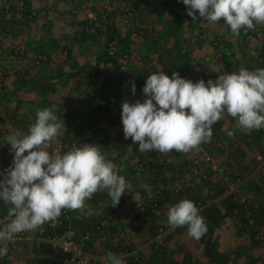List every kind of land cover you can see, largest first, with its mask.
I'll use <instances>...</instances> for the list:
<instances>
[{
	"label": "trees",
	"instance_id": "obj_1",
	"mask_svg": "<svg viewBox=\"0 0 264 264\" xmlns=\"http://www.w3.org/2000/svg\"><path fill=\"white\" fill-rule=\"evenodd\" d=\"M89 1L92 3L86 10L90 16L86 15L81 20L72 16L56 23L48 11L40 16L32 11L31 0H8L6 7H0V28L6 27L4 35H20L26 25L36 22L40 17L42 19L38 28L41 33L38 42L41 43L37 49L41 57L37 58L38 54H35L30 61L33 74L26 69L20 71L15 65L12 69L16 77H12L7 69L0 68L3 80L12 86V91L2 93L1 100L5 101L6 106L11 104V114L18 116L17 120L11 122L14 128L25 133L29 125L35 122L37 110L54 108L55 114L64 121L65 128L60 130L48 151L59 150L64 154L84 144L99 146L105 159L115 165L114 171L125 178V194L121 196L119 205L113 208L107 192H97L92 199L85 201L89 210L87 215L78 212L79 209L63 210L52 226L50 221L30 231L32 238L26 237L28 232H23L12 241L0 243V248H7V254L0 256V264H14L9 256H14L15 261L22 260L23 264H69L73 257L74 261L79 260L80 257H76L73 251H63L58 237L65 234L79 242L84 234L96 232L86 241L83 251L94 253L93 246L96 244L105 255L108 252L116 255L131 253L137 245L126 241L123 233L128 228L136 233L137 227L141 229L140 237H145V242L152 240L153 248L145 260L140 259L139 255L127 256L125 264H198L194 255L196 253L204 264H264V185L253 177L264 170V128L250 133L240 132L235 129L236 120L225 113L226 120L213 125L211 140L201 144L208 155L219 157L222 174L202 165L198 170L200 174L191 175L194 165L186 158L189 153L174 150L167 154L156 150L141 153L131 138L124 139L123 128L118 129L117 126L118 118H121V105L126 99L116 83L121 82L118 84H124L127 90L130 89V83L137 84V81H131L132 76L130 79L125 76L123 66L127 64L128 57L133 54L137 56L132 48L135 49L134 44L140 40L149 43L142 58L138 56L140 59L135 61L141 88L135 93L134 99L129 97L127 102L142 103L146 99L142 89L148 75L152 73L164 71L171 77L173 72H178L181 78L194 83L201 79L207 83V79H211L216 66H204L198 73L193 68L200 60L193 64L189 50L182 47L188 42L183 37L187 27L188 34L195 36L192 31L194 20L187 15L185 5L178 0L150 1V5L159 3L160 12L168 10L174 14L171 22L181 26L182 40L178 51L174 50L176 43L172 49L173 43L168 40L174 37V31L170 28L161 37L156 32V38L150 35V28L145 27L141 16L143 7L139 8L136 3L138 0H104L98 8L95 5L97 0ZM47 2L52 10L60 6L63 14L85 9L82 0ZM196 15V21L202 20L198 13ZM52 24L57 25L60 37L51 34ZM215 24L217 33L213 35V41L216 44L212 48L214 53L219 48L215 63L220 66L221 73L228 64H234L233 71H238L242 58L246 59L243 68L250 71L264 69V25H256L255 30L247 34L241 32L236 37L231 35L223 20ZM11 26H16V31H12ZM176 29V37H179ZM197 34V39L192 42L195 47L201 48L206 42L204 37L199 38L200 34ZM253 39H257L258 43L251 49ZM158 40H165L164 45L159 46ZM166 41L170 43L171 49L164 47ZM28 42L31 39L24 41L22 51L15 52L18 62L28 59V54H33L34 51L26 49ZM10 54H13L12 50ZM152 54L159 66L142 67V63L149 60ZM96 81L100 82L99 86ZM61 89L66 92L60 93ZM109 127L115 129L111 134L108 133ZM228 131H234V136L229 137ZM5 145L6 140L1 148H5ZM2 153H5L8 163L2 165L0 172L7 169L13 159L10 151ZM258 156L259 159L256 158ZM172 183H179L181 189L170 191L169 185ZM230 185L232 190H229ZM147 191L152 193L148 199ZM132 197L139 200L135 208L128 201ZM184 199L194 202L198 207L207 225V232L197 240L188 234L186 226L177 228L175 231L178 233L186 231L191 249L188 252L182 251L183 248L169 251L165 240H169L170 235H166L162 244H158L154 241L155 230L170 227L162 209ZM9 207L0 201V228L10 222ZM228 220L234 227L236 238L247 237L244 247L220 249L223 239L219 231ZM254 250L261 251V256L254 257Z\"/></svg>",
	"mask_w": 264,
	"mask_h": 264
},
{
	"label": "clouds",
	"instance_id": "obj_2",
	"mask_svg": "<svg viewBox=\"0 0 264 264\" xmlns=\"http://www.w3.org/2000/svg\"><path fill=\"white\" fill-rule=\"evenodd\" d=\"M178 2L185 5L193 20L197 13L211 24L223 20L232 36L264 25V0ZM142 91L146 97L142 103L125 101L121 105L124 139L131 138L141 153L156 150L167 154L174 150L187 154L198 150L211 140L213 125L225 113L236 120L235 129L240 132L264 128V69L241 67L207 83L203 79L194 83L178 72L169 77L160 71L148 75ZM135 93L133 83L131 94ZM62 128L64 121L55 109L45 108L37 110L36 120L26 133L18 130L5 137L13 159L0 172V201L10 205V222L0 229V242L12 241L20 233L55 221L63 210L82 212L85 201L97 192L106 191L113 208L125 194V178L114 171L115 165L105 159L99 146L84 144L64 154L48 151ZM227 135L233 137L234 131ZM167 223L173 232L186 226L188 234L197 240L207 232L200 210L187 199L169 207ZM6 254L7 248H0V256ZM105 259L108 264H122L112 252Z\"/></svg>",
	"mask_w": 264,
	"mask_h": 264
},
{
	"label": "rangeland",
	"instance_id": "obj_3",
	"mask_svg": "<svg viewBox=\"0 0 264 264\" xmlns=\"http://www.w3.org/2000/svg\"><path fill=\"white\" fill-rule=\"evenodd\" d=\"M48 0H31V9L32 11L36 12L39 16L41 14H43L44 12L48 11V15L53 16V20L55 21H58L60 19H69L71 18L72 16L74 17V19L76 20H81L83 19L86 15L87 16H90L91 14L89 13V11H87L86 9H88L89 5H91V1L89 0H82V3L84 5V10L82 8H80L79 10L77 11H74L72 12L71 14H63L62 13V9L61 7L59 6L57 9L55 10H52L50 8V3L47 2ZM78 2V0H75V2ZM151 0H138L137 5L140 7H144V6H150V2ZM8 0H0V7H6V5L8 4L7 3ZM81 2V0H80ZM104 0H97L95 5L97 6V8L99 6H101L103 4ZM135 3V5H136ZM157 6H159V3L157 2L156 3ZM72 11V10H71ZM160 12V11H159ZM60 13H62L60 15ZM162 13V18H160L156 23L155 22H148L147 20V17H151L150 15V12L149 10H145V8L142 9V14L141 16L143 17V22L145 23V27L147 29H149V32H150V35L154 38H156L155 36V32L156 34L158 33L159 35L158 36H162L163 33L165 32L166 29L170 28L171 30L174 31V37L171 39H168L170 43H173L171 46H172V49H173V46L175 45L176 43V48L174 50H178L180 49V42L182 40V35H181V26L178 27L177 23L174 24L173 22H171L174 14L170 13L169 11H163V12H160ZM140 16V17H141ZM38 17V16H37ZM41 17L36 21V22H33L32 24H28L26 25V27H24V32L20 35H15V34H5L3 32H5V28L4 29H1L0 28V68H5L7 69V71L10 73V75L12 77H16V72L13 71L12 67H15V65L17 66V68L21 71L23 69H26V70H30L29 72L31 74H33V66H31L32 64L30 63L32 57H34L35 54H38L37 52V49H38V46L41 42H38V38H39V35L41 36V33L38 32V28H39V25L40 23H42L41 21ZM192 25H193V28H192V31L194 32L195 36H191L190 34H188L187 30H188V27L184 33V38L186 39V41H188L186 43V46L183 45L182 47L185 48V49H188L189 50V55L191 57V62H193V64H197V62L200 60V62L195 65V68H193V70L195 71H201L203 69L204 66H216L214 67V72L211 73L213 74L211 76V79L213 81H215L219 75H221V68L220 66L215 63V60H216V56L219 55V48L216 50L217 52L214 53L213 51V48L214 45L216 44V42H214V34L217 33V30L215 29V25L216 24H211L209 23L207 20L203 19L202 20H199V21H196L194 20V22H192ZM55 28L51 31V34L54 35V37H60L61 35L60 34H56L58 32V28H56V24L54 25ZM12 27V31H16V26H11ZM183 27V26H182ZM178 28V34H179V37H176L178 36L176 33H177V29ZM57 29V31H56ZM200 34V37H204V41L206 42V44H204L203 46H201V48L199 49H202L201 52H199L198 54L194 52V50L197 48L194 46L193 42L195 39H197L196 37V34ZM197 34V35H198ZM213 38V39H212ZM29 39H31V42H28L27 44V50L28 51H34L32 55L28 54L29 55V58L26 59V60H20L18 62V59L15 58V52L16 51H22L24 49V41H28ZM141 41V40H140ZM137 42L138 44H134V46L136 47L135 49L132 48V51L136 52V55L135 56L134 54L130 57H128V62L125 66H123V68L125 69V72L124 74H126L125 76H127V78L131 77V81L134 82V81H137V84L135 85V88H136V92L139 91V89L141 88V82H140V73H139V70L138 68L136 67V63L135 61L139 60L142 56L144 55V50L148 49L149 47V43L147 41H141V42ZM164 41L165 40H158L157 44L160 46L164 45ZM168 41H166V44L164 47H169V49H171L170 47V43ZM208 44V46H207ZM221 46V44H220ZM151 50H153V47H150ZM156 49H157V45H156ZM198 49V48H197ZM10 50H12V53L13 54H10ZM223 50V49H221ZM88 53V52H87ZM138 53V54H137ZM38 56H40L39 54L37 55V58H39ZM139 56V57H138ZM41 57V56H40ZM54 58V57H53ZM155 56L152 54L151 55V58H149V60H147L146 62H144V64L142 63V67L145 66V67H148L149 65L151 66H154V65H158L159 66V63L157 62L156 63V60H155ZM243 64L246 63V59H244V61H242ZM135 64V66H134ZM220 69V70H219ZM129 72H132V73H129ZM196 72V73H197ZM132 74V75H129V74ZM199 73V72H198ZM3 74L0 70V129L1 132H2V137L4 138L3 141L5 140V137L7 135H10V134H13L14 132L18 131L19 129H16L14 128V126L12 125V120H17L18 119V116L16 114H11L10 110H11V104H6L4 103L5 101H2V93L4 91H12V86L9 84V82L7 81H4L3 80ZM130 79V78H129ZM127 79V80H129ZM207 79V78H206ZM209 80V78L207 79ZM115 83V82H114ZM118 83H121V82H118ZM118 83H116L119 88L122 90V95L124 96V99H129V97H132L134 99V96L131 94V85L132 83H130V89L127 90L125 87H123L124 84H121L119 85ZM96 85H100V82L98 83L96 81ZM115 84L112 85V88L114 87ZM122 86V87H121ZM111 91V90H110ZM59 92H66L64 89H61L59 90ZM61 101L63 100V98L60 99ZM130 100V99H129ZM131 103V102H130ZM7 107V109H5ZM226 120V116H223V118L221 119V121H224ZM18 125V124H17ZM117 126L119 127L118 129H121L123 128V125L121 123V118H118V121H117ZM115 129L113 127H109L108 128V133H112ZM1 142V141H0ZM2 143V142H1ZM6 147H10V145H7V142H6ZM255 152V151H253ZM6 157H1V161H6V163H8L7 160H5ZM213 158V161H214V164L216 166H220V161L218 160V156L217 155H213L212 156ZM259 158V156H258ZM4 163V164H6ZM193 170V168H192ZM191 170V171H192ZM122 175V173H121ZM253 177L256 179V181L263 186L264 185V170L262 172H258L257 174L253 175ZM263 183V184H262ZM174 184V183H172ZM149 194L146 196L148 198L151 197L152 193L151 192H148ZM136 195H134L135 197ZM132 197L129 201L130 205L134 208L136 207L135 204H137L135 202V198ZM170 206H167L166 205V209H162V210H168ZM82 209V214H86L87 215V212L89 211L87 209V204L85 202L84 206L81 208ZM162 213V212H161ZM164 216L167 217V213L164 214L162 213ZM226 226L223 227L220 231H219V235H221L222 237V241H223V244L221 245V249H224V248H228V249H232V248H235L236 246H239V247H244L246 244H247V237H241V238H236L234 236V227L231 226V223L230 221L228 220V222L225 224ZM174 230H177V228H174ZM137 232V235H141L140 231L141 229L139 227H137V229L135 230ZM28 232V236L26 237H30V231H27ZM175 233H178L177 231L173 232V234L171 235H174ZM20 235V234H19ZM170 235V236H171ZM145 236V235H144ZM137 237V236H136ZM136 242L135 244L137 245V247H140L142 245V248H140L139 250L141 251L140 253H138L140 259H143L145 260L147 258V256L149 255L150 251H151V248H153L151 246V243L150 241L146 244L147 246H143L144 243H146L144 241V238H141L142 241L140 242L141 244H139V242L137 241H140V236L138 238H136ZM32 238V237H30ZM166 239V238H165ZM173 237L170 238V242L172 241ZM98 241V240H97ZM168 241V242H169ZM167 242V243H168ZM165 243H166V240H165ZM181 245L183 244L182 241L180 242ZM93 249L95 250L94 253L92 252H89V251H84V256H82V258L80 259L82 262L80 264H93L95 262H99V264H107V260L105 259L106 255L103 251V249L100 247V246H93ZM169 250V248H168ZM244 250V249H243ZM144 251V252H142ZM171 251V250H169ZM245 251V250H244ZM253 256L254 257H259L261 256V251L259 250H254L253 252ZM136 254V252H135ZM137 255V256H138ZM136 256V255H134ZM145 258V259H144ZM195 260L198 262V264H204L202 259H200L199 256H195ZM242 261L239 260V262ZM18 264H23V261H20L18 262Z\"/></svg>",
	"mask_w": 264,
	"mask_h": 264
},
{
	"label": "built area",
	"instance_id": "obj_4",
	"mask_svg": "<svg viewBox=\"0 0 264 264\" xmlns=\"http://www.w3.org/2000/svg\"><path fill=\"white\" fill-rule=\"evenodd\" d=\"M188 161H190L194 165V169L192 170V175L194 174H200L199 167L202 165H205L208 167V169L212 172H215L219 175L222 174L223 168L221 166H216L214 164L213 158L206 153L204 148L200 145L198 150H194L189 153V155L186 156ZM223 177V176H222ZM179 189H181V186L179 183H174L173 185L169 186L170 191L177 192ZM233 187L230 185L229 190H232ZM50 225H53V221L50 222ZM173 232V229L170 227L167 228H158L155 230V239L158 244H162L164 237L166 235H170ZM96 232H89L83 235L82 239L79 242H75L70 235H63L58 237V241L60 242V245L63 249V251H73L74 255L77 257L82 258L84 256L83 248L85 246L86 241L90 239V237L95 236ZM121 260L122 264H125V256H122L121 254L118 255ZM73 259L70 260L69 264H80L82 261Z\"/></svg>",
	"mask_w": 264,
	"mask_h": 264
},
{
	"label": "crops",
	"instance_id": "obj_5",
	"mask_svg": "<svg viewBox=\"0 0 264 264\" xmlns=\"http://www.w3.org/2000/svg\"><path fill=\"white\" fill-rule=\"evenodd\" d=\"M143 8H145V10H149V12H150V15H151V17L149 16V17H147V20H148V22L150 21V22H157L160 18H162L163 16H162V13H160L159 11H161L160 10V8H161V6L159 5V6H157L156 5V3L154 4V5H150V6H144ZM164 11H168V10H164ZM55 24H52V29H54L55 28V26H54ZM57 28V27H56ZM258 28H259V26H258ZM57 30V29H56ZM57 34H60L61 35V32L59 33V30H58V32H57ZM258 43V40L257 39H253L252 41H251V49H253V47L256 45ZM254 45V46H253ZM253 46V47H252ZM198 48V47H197ZM195 49L194 50V52L195 53H199V52H201L202 51V49ZM249 49H250V47H249ZM242 61H244V59L242 58L241 59V61H240V63H239V66L240 67H243L242 65H244L243 64V62ZM233 69H234V64H228V65H225V67H224V70L222 71V73H221V75H223V74H231L232 72H234L233 71ZM238 69V68H237ZM3 135H2V132H0V141L2 142H0V170H2L3 168H2V165L4 164V163H6V161H1V157H3L4 156V154L2 153V151H9V148L10 147H5V148H1V146H2V144L4 143V141H3V137H2ZM255 153V152H254ZM256 158H258V157H256ZM6 159V158H5ZM259 159V158H258ZM8 161V160H7ZM135 202L136 203H139V201H137V200H135ZM87 204V203H86ZM171 207V206H170ZM164 209H166V208H164ZM169 209V208H168ZM168 212V210H166V212H165V210H163V213L164 214H166ZM87 214H88V212H87ZM135 226H136V224H135ZM4 226H2L0 229H2ZM124 238H125V240L126 241H130L131 243H135L136 242V239L134 238V237H136V238H138L140 235H137V232L136 233H134L133 232V230L132 229H127V230H125L124 231ZM171 237H173V239H172V241L170 242L169 240H170V238ZM187 235H186V231H184L183 233H175L174 235H171V236H169L168 238H169V240H167L166 241V247H167V249L169 248V250H171V251H178V249L179 250H181L182 248V251H186V252H188V250L189 249H191L190 248V246L188 245V242H187ZM142 241V239H141V237H140V241H137V242H139V244H141L140 242ZM169 241V242H168ZM182 241V245H181V242ZM152 242V240H150V243ZM168 242V243H167ZM1 244H4L3 242H0ZM148 242H146V243H144L143 244V246L145 245V246H147L146 244H147ZM188 245V246H187ZM3 246V245H2ZM140 248H142V245L140 246V247H136V249L133 251V252H131V253H122L121 255L122 256H125V257H127V256H129V257H135L134 255H138V253H140L141 251L139 250ZM186 248H188V249H186ZM221 249V248H220ZM13 251V250H12ZM135 252H136V254H135ZM142 252H144V251H142ZM151 252V251H150ZM195 256H199L198 255V253H196V254H194ZM9 259H11L13 262H14V264H18V262H20V261H22V260H20V259H17V261H15L14 259H16L14 256H9ZM145 259V258H144ZM201 259V258H200Z\"/></svg>",
	"mask_w": 264,
	"mask_h": 264
}]
</instances>
